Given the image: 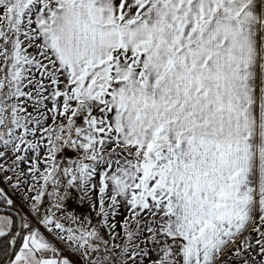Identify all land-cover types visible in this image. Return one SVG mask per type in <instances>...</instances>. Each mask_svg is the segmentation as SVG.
I'll list each match as a JSON object with an SVG mask.
<instances>
[{"label": "snow or ice", "instance_id": "1", "mask_svg": "<svg viewBox=\"0 0 264 264\" xmlns=\"http://www.w3.org/2000/svg\"><path fill=\"white\" fill-rule=\"evenodd\" d=\"M0 264H264V0H0Z\"/></svg>", "mask_w": 264, "mask_h": 264}]
</instances>
